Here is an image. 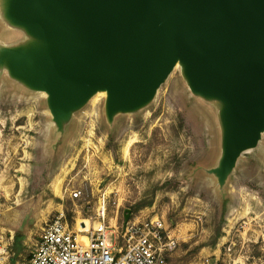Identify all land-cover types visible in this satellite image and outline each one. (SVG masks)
Instances as JSON below:
<instances>
[{"label":"rangeland","instance_id":"374dc122","mask_svg":"<svg viewBox=\"0 0 264 264\" xmlns=\"http://www.w3.org/2000/svg\"><path fill=\"white\" fill-rule=\"evenodd\" d=\"M7 1L0 0V54L38 43L5 18ZM98 96L58 124L47 94L0 65L7 264H26L41 228L60 214L75 231L92 228L102 200L113 231L162 217L179 243L167 264H264V132L221 181L214 170L223 156V103L193 93L182 63L134 112L109 119Z\"/></svg>","mask_w":264,"mask_h":264},{"label":"water","instance_id":"95a60500","mask_svg":"<svg viewBox=\"0 0 264 264\" xmlns=\"http://www.w3.org/2000/svg\"><path fill=\"white\" fill-rule=\"evenodd\" d=\"M6 14L38 43L0 64L58 124L100 90L109 119L144 107L180 62L193 93L223 103L221 181L261 139L264 0H8Z\"/></svg>","mask_w":264,"mask_h":264},{"label":"built area","instance_id":"2783aa9c","mask_svg":"<svg viewBox=\"0 0 264 264\" xmlns=\"http://www.w3.org/2000/svg\"><path fill=\"white\" fill-rule=\"evenodd\" d=\"M80 195V191L74 192V197ZM95 219L92 228L84 225L78 232L63 214L56 216L41 228L26 264H167V257L179 244L157 214L127 221L113 231L102 200ZM8 242L0 235V264H7Z\"/></svg>","mask_w":264,"mask_h":264},{"label":"bare ground","instance_id":"6f19581e","mask_svg":"<svg viewBox=\"0 0 264 264\" xmlns=\"http://www.w3.org/2000/svg\"><path fill=\"white\" fill-rule=\"evenodd\" d=\"M7 10V9H6ZM5 18L11 23V21L8 19V17H7V14H6V12H5ZM3 52V51H2ZM2 52H1V54H2ZM1 54H0V56H1ZM179 64H181L180 62H177V64H176V66H178ZM0 65H6V67H7V64L6 63H1ZM8 68V67H7ZM9 70V69H8ZM10 72V71H9ZM20 81V80H19ZM22 82V81H21ZM22 83H24V82H22ZM25 84V83H24ZM45 93V92H44ZM98 95H100V96H103V97H106V99H107V97H108V95H107V92L106 91H103V90H100V91H98L97 93H95L92 97H94V96H98ZM99 97V96H98ZM97 97V98H98ZM81 231H83V230H81ZM83 238V240H87V237L86 236H83L82 237Z\"/></svg>","mask_w":264,"mask_h":264},{"label":"trees","instance_id":"16d2710c","mask_svg":"<svg viewBox=\"0 0 264 264\" xmlns=\"http://www.w3.org/2000/svg\"><path fill=\"white\" fill-rule=\"evenodd\" d=\"M142 206H145V205H142ZM140 207H141V205H138L137 210H138Z\"/></svg>","mask_w":264,"mask_h":264}]
</instances>
